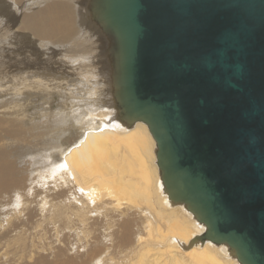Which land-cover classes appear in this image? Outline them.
Returning <instances> with one entry per match:
<instances>
[{"label": "bare ground", "instance_id": "bare-ground-1", "mask_svg": "<svg viewBox=\"0 0 264 264\" xmlns=\"http://www.w3.org/2000/svg\"><path fill=\"white\" fill-rule=\"evenodd\" d=\"M100 5L0 0V264H244L172 198L148 125L122 114Z\"/></svg>", "mask_w": 264, "mask_h": 264}, {"label": "water", "instance_id": "water-1", "mask_svg": "<svg viewBox=\"0 0 264 264\" xmlns=\"http://www.w3.org/2000/svg\"><path fill=\"white\" fill-rule=\"evenodd\" d=\"M98 15L120 44L119 107L148 125L172 198L264 264V0H101Z\"/></svg>", "mask_w": 264, "mask_h": 264}, {"label": "rangeland", "instance_id": "rangeland-1", "mask_svg": "<svg viewBox=\"0 0 264 264\" xmlns=\"http://www.w3.org/2000/svg\"><path fill=\"white\" fill-rule=\"evenodd\" d=\"M2 8V7H1ZM0 8V9H1ZM1 11V10H0ZM71 84H73V83H69V85H67L66 87H71ZM63 91H66V89H63ZM39 103L40 104H42L44 107H47V105L45 104V103H41V102H38V106H39ZM39 110V109H38ZM33 113V112H32ZM35 113H37V112H35ZM34 116H39L38 114H35ZM40 117V116H39Z\"/></svg>", "mask_w": 264, "mask_h": 264}]
</instances>
